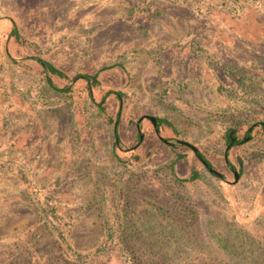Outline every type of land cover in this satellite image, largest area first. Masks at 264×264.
<instances>
[{"label": "rangeland", "instance_id": "374dc122", "mask_svg": "<svg viewBox=\"0 0 264 264\" xmlns=\"http://www.w3.org/2000/svg\"><path fill=\"white\" fill-rule=\"evenodd\" d=\"M263 126L264 0H0V264H264Z\"/></svg>", "mask_w": 264, "mask_h": 264}, {"label": "flooded vegetation", "instance_id": "af4514ba", "mask_svg": "<svg viewBox=\"0 0 264 264\" xmlns=\"http://www.w3.org/2000/svg\"><path fill=\"white\" fill-rule=\"evenodd\" d=\"M36 61L38 62V64H40L39 61H41V60L40 59H36ZM40 66H42V65L40 64ZM42 68L44 70V67L43 66H42ZM44 73H45V71H44ZM47 74H48V76L50 78H51L52 75L53 76L61 77L59 75L52 74V73H48V72H47ZM47 74L45 73V75H47ZM85 75H88V76H90L92 78L90 83L87 82L84 79H77L76 80L77 77H75L72 82H77L79 80L84 81L86 83L88 89H89L90 97L94 101L93 89H94V87H97L100 84L99 83V74L94 75V76L93 75H90V74H85ZM58 89H67L66 91L70 90L69 87H67V88H58ZM111 95H115L117 97L118 102H119V108H118L116 117L115 118H111V120L114 121V130H116V127H117V133H118V139H119V144L117 142V145H115L116 138H115V135H114V149L116 151L117 149H121V146H122L121 145V140L119 138V126H120V121H121L122 112H123V108H124L123 94L121 92L108 91L107 94L105 95V97L103 98L102 102H96V101H94V102L96 104L100 105V106L101 105H104L105 102L107 101L108 96H111ZM152 118H154L156 120L155 123L153 122ZM146 121H148L152 125L153 130H154V133H155V135H157L158 139L163 140L166 144L170 145L171 147H179V148H181L183 146H186V147L190 148L193 151L195 157L200 161V163L203 165V167L206 168V170H208L209 173H211L212 175H215V176L219 177L220 179H223L224 178L222 174H220L217 170H215L213 168V165L204 156V154L202 153V150L201 149H199V148L191 145L190 143L181 141L178 138H174L173 140H165L163 138V136H162V130L165 129V128H167V127L170 128L171 125H169V123L167 121L161 120L159 118H155V117H151V116H142L141 118H139L135 122V127L137 129V133L139 134L138 143L135 146H133L132 148H129L128 150H126V152H128L129 154H136V152L139 151L141 145L144 143V140H145L144 139L145 133H144L142 127H143V123L146 122ZM253 128L249 129L246 132V134L247 135H250L252 133V131H253ZM237 134L238 133H235V131H232V132L229 133V135H228V142H229V144H228L227 149L225 151L226 166H227L228 170H231L235 174V178H237L236 175H238V173L235 171L234 161H232V159L229 158V155L228 154H229V152H230V150L232 148H234L237 145H240L241 143L246 142L247 138H249V137H246V139L241 140V139H239V137H237ZM244 137H245V135H244ZM192 147L196 148L197 152H195ZM121 158L122 157H120V159ZM137 158H138V162L141 163V160H142L141 157L138 156ZM182 158H183L182 155L176 154V161H175L176 163H173V167H174V170H175L176 177H177L176 168L178 167V165H180V163L184 159V158L183 159ZM197 173L199 174V177H200L199 171H197L196 169H194L190 173V175L187 176L186 180H189L190 179L188 182L195 181V180H191V179ZM238 178H239V175H238Z\"/></svg>", "mask_w": 264, "mask_h": 264}, {"label": "trees", "instance_id": "16d2710c", "mask_svg": "<svg viewBox=\"0 0 264 264\" xmlns=\"http://www.w3.org/2000/svg\"><path fill=\"white\" fill-rule=\"evenodd\" d=\"M40 62V64L44 67V71H45V73L47 74V72L48 73H52V74H56V75H59V76H61V77H63L64 75H63V73L61 72V71H59V70H57L55 67H53L52 65H50V64H48L47 62H45V61H39ZM77 79H84V80H86L87 82H91V77L90 76H88V75H79V76H77V78H76V80ZM46 80H47V82H48V84L52 87V88H54V89H58V88H56L55 87V85L53 84V82H52V80H51V78L48 76V74L46 75ZM59 91H66L67 89H58ZM113 135H115V138H116V143H115V145H117V142H118V144H119V139H118V133H117V127H116V130H114V134ZM116 147V146H115ZM114 152H115V149H114ZM115 156V158H116V160L118 161V162H120V158L117 156V155H114ZM209 166V165H208ZM171 171H172V173H173V175H174V177H175V179L176 180H180L181 182H188L189 180H181V179H178L177 177H176V174H175V170H174V167H173V165H172V167H171ZM199 178V174L197 173V174H195L193 177H192V179L191 180H197ZM124 242V241H123ZM128 248V245H127V243H124V247L123 248ZM123 248H121V249H123ZM133 260H139V259H137V258H133ZM138 263H140V261H137Z\"/></svg>", "mask_w": 264, "mask_h": 264}, {"label": "water", "instance_id": "95a60500", "mask_svg": "<svg viewBox=\"0 0 264 264\" xmlns=\"http://www.w3.org/2000/svg\"><path fill=\"white\" fill-rule=\"evenodd\" d=\"M152 120H153L154 123L156 122V120L154 118H152ZM192 148L194 149L195 152H197L196 148H194V147H192ZM236 176H237L236 179H238V175H236Z\"/></svg>", "mask_w": 264, "mask_h": 264}]
</instances>
